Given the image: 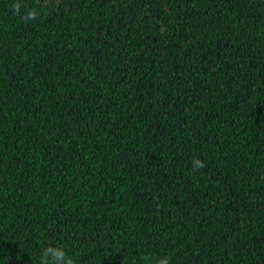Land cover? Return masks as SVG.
I'll return each mask as SVG.
<instances>
[{
  "label": "trees",
  "instance_id": "16d2710c",
  "mask_svg": "<svg viewBox=\"0 0 264 264\" xmlns=\"http://www.w3.org/2000/svg\"><path fill=\"white\" fill-rule=\"evenodd\" d=\"M48 246L264 264V0H0V264Z\"/></svg>",
  "mask_w": 264,
  "mask_h": 264
},
{
  "label": "clouds",
  "instance_id": "9594fccd",
  "mask_svg": "<svg viewBox=\"0 0 264 264\" xmlns=\"http://www.w3.org/2000/svg\"><path fill=\"white\" fill-rule=\"evenodd\" d=\"M14 9L19 12L20 5L14 4ZM30 19H35L38 13L36 11H29L27 13ZM194 169L199 170L205 167L204 163L198 158L194 159ZM40 264H75V261L70 257L63 247L48 246L41 251ZM155 264H170L169 257H161L155 261Z\"/></svg>",
  "mask_w": 264,
  "mask_h": 264
}]
</instances>
